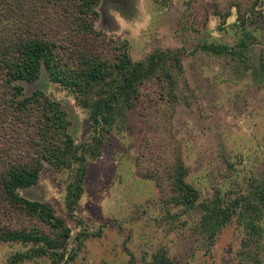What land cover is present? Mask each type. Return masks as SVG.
Segmentation results:
<instances>
[{
	"label": "rangeland",
	"instance_id": "obj_1",
	"mask_svg": "<svg viewBox=\"0 0 264 264\" xmlns=\"http://www.w3.org/2000/svg\"><path fill=\"white\" fill-rule=\"evenodd\" d=\"M97 10L96 29L134 61L157 49L183 51L182 67H172L176 85L164 75L145 80L131 107L100 129L77 94L45 70L34 82L20 81L24 94L41 90L61 104L76 143L104 136L73 212L66 206L69 168L46 164L38 182L19 193L49 203L72 229L69 264H153L160 252L170 264H264V0H99ZM244 21L254 34L248 62L201 48L234 46ZM180 166L199 191L193 207L176 204ZM219 203L235 204L224 224ZM0 226L52 231L9 205ZM32 246L0 240V264H48L10 262Z\"/></svg>",
	"mask_w": 264,
	"mask_h": 264
},
{
	"label": "trees",
	"instance_id": "obj_2",
	"mask_svg": "<svg viewBox=\"0 0 264 264\" xmlns=\"http://www.w3.org/2000/svg\"><path fill=\"white\" fill-rule=\"evenodd\" d=\"M99 0H0V210L8 205L35 216L52 228L0 226V240L34 245L10 255L12 263L33 258L48 264H69L76 252L69 248L72 229L44 201L22 196L19 190L36 184L50 164L69 168L66 206L73 212L84 191L88 160L99 152L104 131L93 144L74 141L61 104L41 90L27 95L20 81L34 82L45 70L51 81L71 89L89 112L95 128H110L131 107L138 86L164 75L176 85L174 68H181V50H155L146 59L134 61L129 53L103 31L96 29ZM242 35L234 46L205 43L217 55H233L248 62L246 52L252 29L239 25ZM175 88V87H174ZM173 88V89H174ZM180 166L173 186L176 204L196 205L199 191L185 180ZM223 203V201H222ZM250 207V205H248ZM235 204L219 203L220 223L231 220ZM251 229H259L249 223ZM153 264H170L160 252Z\"/></svg>",
	"mask_w": 264,
	"mask_h": 264
}]
</instances>
